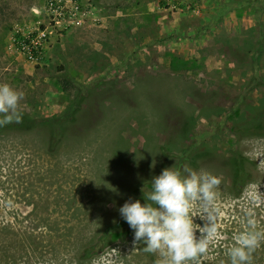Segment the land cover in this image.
<instances>
[{
    "label": "rangeland",
    "instance_id": "374dc122",
    "mask_svg": "<svg viewBox=\"0 0 264 264\" xmlns=\"http://www.w3.org/2000/svg\"><path fill=\"white\" fill-rule=\"evenodd\" d=\"M37 30L49 34L34 63L14 40ZM5 83L23 93L21 116L78 110L59 144L38 126L0 134V264H159L133 232L101 233L167 167L220 179L218 235L189 264H229L248 209L264 229V136L235 132L264 110V0H0ZM234 153L249 168L238 196Z\"/></svg>",
    "mask_w": 264,
    "mask_h": 264
},
{
    "label": "clouds",
    "instance_id": "9594fccd",
    "mask_svg": "<svg viewBox=\"0 0 264 264\" xmlns=\"http://www.w3.org/2000/svg\"><path fill=\"white\" fill-rule=\"evenodd\" d=\"M22 99V92L0 84V127L20 122L17 109ZM219 184L220 179L207 171L185 166L182 174L167 167L152 178L151 191L146 194L148 202L141 204L129 198L118 212L133 232V243L141 242L146 253H158L159 264H189L206 254L210 240L218 235ZM258 200L264 202L259 196ZM195 218L202 223H196ZM243 225L227 248L229 264H252L254 251L264 242V229L258 228L252 209L246 211Z\"/></svg>",
    "mask_w": 264,
    "mask_h": 264
},
{
    "label": "trees",
    "instance_id": "16d2710c",
    "mask_svg": "<svg viewBox=\"0 0 264 264\" xmlns=\"http://www.w3.org/2000/svg\"><path fill=\"white\" fill-rule=\"evenodd\" d=\"M76 104L78 105V103ZM77 110V108H72L59 117L41 120L30 119L28 116L22 115L19 123L12 122L0 127V134L6 131L15 130L26 132L38 126L39 128L45 131L47 144H59L64 139V136L67 133L68 126L70 125V123L75 122V115L77 113ZM235 132L236 134H240V137L264 136V110L252 122L246 124V126H244L243 128L236 129ZM48 152H51L50 149H48ZM199 157L200 155L197 153L195 154L192 151H185L180 157V161L182 165L189 164L192 168H196V162L199 160ZM225 164L230 177L231 190L233 191L234 196H238L242 188L249 181L248 161H246V159L240 154L234 153L230 154V156L226 159ZM149 191H151V186ZM147 193L140 194L136 197V200H140L141 204H143L144 202H148L146 200ZM131 232L132 230L129 229L127 223L121 218V216H119L111 224L107 225L102 230L101 235L104 239H111L113 236H116V238L119 237L120 240L125 241V239L129 237ZM143 248L144 245L142 244V250ZM260 248L261 247H258V249L254 251L253 256H262L261 253H259ZM84 251H82V253H85ZM90 251H92V249H90ZM218 252L222 253V251ZM144 253L148 258H152L151 254L146 252ZM252 264H264V261Z\"/></svg>",
    "mask_w": 264,
    "mask_h": 264
},
{
    "label": "built area",
    "instance_id": "2783aa9c",
    "mask_svg": "<svg viewBox=\"0 0 264 264\" xmlns=\"http://www.w3.org/2000/svg\"><path fill=\"white\" fill-rule=\"evenodd\" d=\"M48 10L53 11L52 5L49 6ZM59 14L63 16L62 13ZM56 23L58 22L55 21ZM48 34L45 30H37L28 35L16 37L14 42L17 53L28 61L38 62L46 49Z\"/></svg>",
    "mask_w": 264,
    "mask_h": 264
},
{
    "label": "flooded vegetation",
    "instance_id": "af4514ba",
    "mask_svg": "<svg viewBox=\"0 0 264 264\" xmlns=\"http://www.w3.org/2000/svg\"><path fill=\"white\" fill-rule=\"evenodd\" d=\"M16 204V203H15Z\"/></svg>",
    "mask_w": 264,
    "mask_h": 264
}]
</instances>
